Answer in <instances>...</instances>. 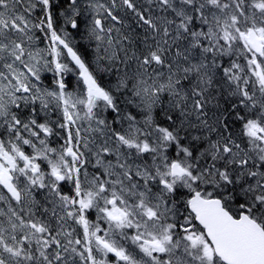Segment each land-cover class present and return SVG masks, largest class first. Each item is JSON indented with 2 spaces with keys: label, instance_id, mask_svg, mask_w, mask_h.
Returning <instances> with one entry per match:
<instances>
[{
  "label": "snow or ice",
  "instance_id": "snow-or-ice-1",
  "mask_svg": "<svg viewBox=\"0 0 264 264\" xmlns=\"http://www.w3.org/2000/svg\"><path fill=\"white\" fill-rule=\"evenodd\" d=\"M0 264H264V0H0Z\"/></svg>",
  "mask_w": 264,
  "mask_h": 264
},
{
  "label": "trees",
  "instance_id": "trees-1",
  "mask_svg": "<svg viewBox=\"0 0 264 264\" xmlns=\"http://www.w3.org/2000/svg\"><path fill=\"white\" fill-rule=\"evenodd\" d=\"M81 40H82V39H81ZM85 41H86V40H82L81 45H80L79 47H81L82 50H83L84 47H87V48H88L87 58H88V59H91L92 56H93V51H92L91 48H90L91 45L88 44V43H86Z\"/></svg>",
  "mask_w": 264,
  "mask_h": 264
},
{
  "label": "rangeland",
  "instance_id": "rangeland-1",
  "mask_svg": "<svg viewBox=\"0 0 264 264\" xmlns=\"http://www.w3.org/2000/svg\"><path fill=\"white\" fill-rule=\"evenodd\" d=\"M73 34V36L74 37H76V40H77V42L78 43H81L82 42V40H81V37L79 36V35H77L75 32H73L72 33ZM86 43H88L87 41H85ZM89 44V43H88ZM91 45V50H93L94 49V47H95V45H94V43L93 44H90ZM40 47H43V45H40ZM73 75V74H72ZM55 146V145H54Z\"/></svg>",
  "mask_w": 264,
  "mask_h": 264
}]
</instances>
